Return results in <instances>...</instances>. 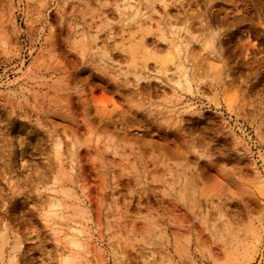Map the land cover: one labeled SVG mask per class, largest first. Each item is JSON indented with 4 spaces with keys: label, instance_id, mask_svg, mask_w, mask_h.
<instances>
[{
    "label": "clouds",
    "instance_id": "1",
    "mask_svg": "<svg viewBox=\"0 0 264 264\" xmlns=\"http://www.w3.org/2000/svg\"><path fill=\"white\" fill-rule=\"evenodd\" d=\"M0 264H264V0H0Z\"/></svg>",
    "mask_w": 264,
    "mask_h": 264
}]
</instances>
